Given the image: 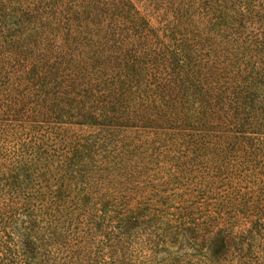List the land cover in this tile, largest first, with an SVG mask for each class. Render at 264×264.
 <instances>
[{
	"label": "rangeland",
	"instance_id": "1",
	"mask_svg": "<svg viewBox=\"0 0 264 264\" xmlns=\"http://www.w3.org/2000/svg\"><path fill=\"white\" fill-rule=\"evenodd\" d=\"M0 264H264V0H0Z\"/></svg>",
	"mask_w": 264,
	"mask_h": 264
}]
</instances>
